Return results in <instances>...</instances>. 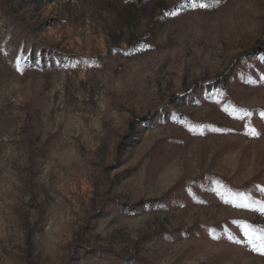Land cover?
I'll return each instance as SVG.
<instances>
[{
    "label": "rangeland",
    "instance_id": "374dc122",
    "mask_svg": "<svg viewBox=\"0 0 264 264\" xmlns=\"http://www.w3.org/2000/svg\"><path fill=\"white\" fill-rule=\"evenodd\" d=\"M206 2L0 0V264H264V0Z\"/></svg>",
    "mask_w": 264,
    "mask_h": 264
},
{
    "label": "trees",
    "instance_id": "16d2710c",
    "mask_svg": "<svg viewBox=\"0 0 264 264\" xmlns=\"http://www.w3.org/2000/svg\"><path fill=\"white\" fill-rule=\"evenodd\" d=\"M1 7V6H0ZM3 10V8H0ZM0 27H2L0 29V39H2V37L4 35L9 37H14V34L17 35L16 32H14V28L13 25H8L7 23H3L0 24ZM14 33V34H13ZM7 37L5 39H8ZM1 42V41H0ZM1 46V43H0ZM19 54H20V60L23 63H28V65L31 66H35V65H41L44 66L45 60H43V56H42V52L44 49H42L40 46H38V44H35V42L32 39H24L21 44L19 45ZM28 52V54H27ZM37 53L39 54V56L37 57ZM247 56L250 58H264V47H262L261 45H256L254 46L250 51L247 52ZM193 95V94H191ZM145 120H139L137 123V125H133L132 127L134 129H138V127L144 122ZM132 137L131 140L132 141ZM129 141V142H130Z\"/></svg>",
    "mask_w": 264,
    "mask_h": 264
},
{
    "label": "snow or ice",
    "instance_id": "6c2138e0",
    "mask_svg": "<svg viewBox=\"0 0 264 264\" xmlns=\"http://www.w3.org/2000/svg\"><path fill=\"white\" fill-rule=\"evenodd\" d=\"M220 0H213V4H219ZM191 7L196 8H207L209 7V3L206 2V0H190ZM172 15H175L176 13H171ZM261 115H264V113H261ZM249 132L253 136L259 135V133L256 131L255 128H249ZM247 206V205H244ZM261 211H264V209H261ZM245 235L249 238V243L251 244V249L255 252H258L262 255H264V228H256L252 225H245Z\"/></svg>",
    "mask_w": 264,
    "mask_h": 264
}]
</instances>
